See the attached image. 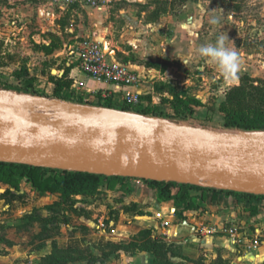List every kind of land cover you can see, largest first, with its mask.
Masks as SVG:
<instances>
[{
    "label": "rangeland",
    "instance_id": "obj_1",
    "mask_svg": "<svg viewBox=\"0 0 264 264\" xmlns=\"http://www.w3.org/2000/svg\"><path fill=\"white\" fill-rule=\"evenodd\" d=\"M135 1L115 0L102 6L106 7V18L102 25L106 28L110 24L111 32L107 36L103 32V37L105 40L113 38L114 45L126 52L118 54L121 63L156 75L155 83L149 86L154 93L145 95L143 102L147 106L146 99L150 97L149 104L160 106L167 113L166 116L104 108L97 105L98 100L93 97L97 88L84 84H74L65 89L61 99L54 95L55 79L62 76L61 70L67 62L72 61L68 47L73 44V32L70 30L74 29V25L70 22L71 13L64 11L60 14L57 7L55 13L60 14L58 18L51 21L37 19V9L44 10L53 0H0V91L9 92L20 99L19 104L14 105L0 102V110L24 112L37 121L59 120L73 117L74 112L67 107L77 105L111 110L164 125L185 124L207 132H246L264 137V131L224 127V117L219 112L226 93L239 85L242 77L253 80L254 86L264 87V0H145L143 5ZM26 6L32 14L24 23ZM84 16L90 23V16L86 13ZM214 17L219 18L218 25L210 24ZM169 22L176 23L179 30L185 33L190 46L185 48L183 54L165 57L161 42L166 38L171 39L175 33L166 29ZM221 32L227 34L241 56V68L235 82H226L218 69L207 64L203 58L184 63L185 58L194 55L199 46L214 44ZM105 45H108L107 40ZM104 50L107 52V46ZM20 70H24V81L33 79L26 92L17 91L22 85L14 73ZM170 77L175 79L168 83ZM87 81L91 85L94 83L88 78ZM165 85L201 102V110L196 112L193 120L174 117L170 106L161 103L162 97L171 98ZM156 87L162 88L161 91H156ZM78 99L82 102L78 103ZM113 103L121 106L123 96L115 95ZM46 166L51 167L49 163ZM206 182L198 179L196 183ZM106 190L103 187L92 195L63 197L38 194L30 187L13 188L0 184V254H6L5 250L9 249L18 255L22 253L14 264H45L42 255L52 251L53 239L63 242V247L69 243L73 245L80 236L98 235L95 229L98 220H103L106 226L112 220L116 223L127 221L121 217V210L129 217L132 214L146 216L136 205H125L115 188L109 189V192ZM120 201L123 204L118 205ZM152 215L149 214V217ZM157 221L163 222L159 218ZM172 222L181 224L179 219ZM135 239L140 240L142 247H150L148 237ZM91 245L97 257H100L102 246ZM156 246L157 260L161 264H169L165 252L167 248L160 243ZM89 247H72L79 250L66 255L64 259H80L76 264L92 261ZM170 249L169 252L175 253L176 248Z\"/></svg>",
    "mask_w": 264,
    "mask_h": 264
},
{
    "label": "water",
    "instance_id": "obj_2",
    "mask_svg": "<svg viewBox=\"0 0 264 264\" xmlns=\"http://www.w3.org/2000/svg\"><path fill=\"white\" fill-rule=\"evenodd\" d=\"M43 15L40 11L39 17ZM18 101L17 96L0 91V102ZM0 162L42 166L51 162L52 168L264 196V137L207 132L185 124L83 117L37 121L24 112L0 110ZM195 178L238 186L214 187L192 181Z\"/></svg>",
    "mask_w": 264,
    "mask_h": 264
},
{
    "label": "crops",
    "instance_id": "obj_3",
    "mask_svg": "<svg viewBox=\"0 0 264 264\" xmlns=\"http://www.w3.org/2000/svg\"><path fill=\"white\" fill-rule=\"evenodd\" d=\"M114 1L115 0H112L110 3ZM135 2H137L138 5H143L146 1L136 0ZM55 7L59 9L60 14H62V12L64 13V11L71 13L70 22L74 25V29L70 30L73 32V44H70L68 49L82 38L92 36L103 43L104 49H106L107 46V59L109 62L121 63L118 54L120 52L126 54V52L114 45L115 41L113 38L106 39L108 45H105L106 40L103 37V32L106 36L111 33L109 31L110 24L106 28L102 25V22L106 18V7L92 8L79 4H74L69 7H60L55 4L53 0L47 7H44V10L41 8L37 9V19L42 18L51 21L58 18L60 14L58 15L55 13ZM40 11L44 12L43 17H39ZM97 11H100V13H97ZM45 13L49 14V17H46ZM84 13L90 16V23L85 20ZM31 14V9L27 6L24 7V23L28 22ZM167 26V30H173L175 33L171 36V39L166 38L161 42L162 52L165 57L183 54L186 51L185 48L190 46L189 39L186 38L183 31L179 30L176 23L169 22ZM71 59L72 61L67 62L64 68H70L68 77L73 80V85L84 84V86L97 88V91L93 93L94 95L98 92H100L102 96L113 95V97L121 94L113 85L94 81L82 74L76 66L75 59ZM128 66L132 69L130 65ZM64 68L61 70L62 74ZM132 70L138 72L144 78L133 90L140 93L142 97L148 94L152 95L154 90L149 86L155 83L156 75H151L145 70ZM165 71L164 74L167 73V71ZM87 78L94 81V83L91 85L87 81ZM172 79L174 80L175 78L170 77L168 83H170ZM152 99H154V96ZM195 110L194 115L188 119L193 120L196 112L201 110V108L199 107ZM123 187H126L127 190L120 188L119 185L113 188L116 189L119 198L124 200L125 205H136L138 209L143 212L142 214L146 216L132 214L131 217H129L121 210V217L127 221L117 223L114 220L109 221L107 226L109 228L105 233L98 232V235L80 236L78 237V241H75L73 245L69 243L67 246L63 247V242L57 239H53V241H55L60 248L78 246L79 249H82L84 246H90L89 249L91 251H89V253L93 256L91 257V264L93 261L94 264L95 262L98 264H156V256L148 250H141L139 248L141 246L140 240L135 239L136 237H140L142 231L149 230L151 232L148 236L149 239L158 241L167 248L166 252L168 254L167 259L169 264H264V198L257 199L241 195H225L224 193H214L212 190H206L205 187H203V189L188 191V197L196 206V209L183 210L181 207L177 208L174 201H160L157 197L156 188H150L146 183L142 181L138 182L137 179L124 180ZM104 188L107 189V192L110 191L109 189H112L108 187ZM214 189L218 190L216 188ZM171 193L172 195H177L181 193V189L179 187H174L171 189ZM118 203H120L118 205L123 204L121 201ZM176 211H181V219L175 215ZM151 213H153V215L149 217ZM158 218L162 221L170 222V234H173V236L170 238L163 236V232L160 229L161 223L157 221ZM173 219L181 220V224L178 225L173 223ZM228 224L239 227L245 234L260 236L262 245L255 252L247 254L238 253L234 251L233 247L224 237L219 235H203L200 233V228L202 226ZM96 226L97 224H95V229ZM93 243L97 244V246H102L100 257H97L98 255L93 251L91 245ZM170 248H176L175 253L169 252L172 250ZM5 252L8 254H0V264H14L15 260L19 256H22V253L18 255L13 251L11 252L9 249H6ZM48 254L42 255V257ZM77 262L78 261H75L69 264H76ZM81 264H88V261Z\"/></svg>",
    "mask_w": 264,
    "mask_h": 264
},
{
    "label": "trees",
    "instance_id": "obj_4",
    "mask_svg": "<svg viewBox=\"0 0 264 264\" xmlns=\"http://www.w3.org/2000/svg\"><path fill=\"white\" fill-rule=\"evenodd\" d=\"M158 17L159 16H157V18ZM69 69L70 68H64L62 76L55 79L54 95L57 98H63L62 92L65 89L71 88L73 85V80L68 77ZM14 76L22 85L17 91L26 92L33 79L29 78L24 81V70H20L19 72L16 71ZM253 82V80L246 76L242 77L239 85L233 87L226 93L225 100L219 107V112L222 113L224 117V127L248 131H264V87H262V85L254 86ZM166 87H168V93L171 98L162 97L161 103L170 106L174 117L182 119L191 118L195 113V109L202 106L200 101L185 97V93L178 92L170 86ZM161 89L162 88L156 87V91H161ZM93 97L98 100L97 105L103 106L104 108L119 109L121 111H135L141 115L151 113L154 116H166L167 114L160 106H151L149 104L150 97H147L146 100L148 101V105L145 106L143 100L146 97L141 96L142 103L136 106V108H132L125 102H123L121 106H116L113 103V95L102 96L101 93L98 92ZM77 102L80 103L82 101L81 99H78ZM126 179L133 178L87 171L66 170L34 164L0 162V184L8 185L13 188H19L21 186L30 187L36 193L42 195L58 194L63 197L87 196L95 194L101 187L113 188L116 185L127 190L126 187H123V181ZM134 179L141 180L150 188H156L157 197L160 201H174L176 207H181L183 210L196 209V206L188 197V191L193 189H203V187L199 185L178 183L176 181ZM174 187H179L181 193L172 195L171 189ZM205 189L212 190L214 193H224L225 195H241L257 199L264 198V196L233 190H215L210 187H205ZM175 215L180 219L182 218L181 211H176ZM150 233L149 230H144L140 233V236L148 237ZM149 241H151L149 242V248L142 246L139 248L141 250L152 252L157 258L158 253L156 251V245L159 242L151 239ZM162 246L165 245L162 244ZM166 251L167 250H165V252ZM71 253H77V250H74L73 248H60L54 241L52 243V251L50 254L43 257V259L46 260L45 264H68L80 260L78 258L65 260V256H68V254L70 255ZM88 264H91V261H88ZM92 264H94V261ZM156 264L161 263L156 259Z\"/></svg>",
    "mask_w": 264,
    "mask_h": 264
},
{
    "label": "built area",
    "instance_id": "obj_5",
    "mask_svg": "<svg viewBox=\"0 0 264 264\" xmlns=\"http://www.w3.org/2000/svg\"><path fill=\"white\" fill-rule=\"evenodd\" d=\"M112 0H54V3L60 7H69L79 4L86 7L99 8L107 5ZM70 58L75 59L78 70L98 82H105L113 85L123 96V102L131 107H136L142 103L141 94L133 90L142 80L143 76L130 69L126 64L118 62H109L108 53L105 52L103 43L92 36L82 38L69 49ZM191 121V120H190ZM138 182L141 180L137 179ZM109 227L102 220L97 222L96 230L105 233ZM163 236L170 238V222L163 221L160 224ZM200 233L203 235H219L224 237L228 243L238 253L255 252L261 245V237L257 235H248L243 233L239 227L228 225L202 226Z\"/></svg>",
    "mask_w": 264,
    "mask_h": 264
},
{
    "label": "clouds",
    "instance_id": "obj_6",
    "mask_svg": "<svg viewBox=\"0 0 264 264\" xmlns=\"http://www.w3.org/2000/svg\"><path fill=\"white\" fill-rule=\"evenodd\" d=\"M209 22L218 25L220 21L218 17H214ZM195 58H203L207 64L217 68L226 82H235L238 79L241 56L224 32L219 34L214 44L199 46L194 55L185 58L184 63L187 64Z\"/></svg>",
    "mask_w": 264,
    "mask_h": 264
},
{
    "label": "bare ground",
    "instance_id": "obj_7",
    "mask_svg": "<svg viewBox=\"0 0 264 264\" xmlns=\"http://www.w3.org/2000/svg\"><path fill=\"white\" fill-rule=\"evenodd\" d=\"M19 102H20V99H19L18 103ZM9 103H16V101L9 102ZM67 109H70L74 112L73 118H78V117L92 118V119H96L99 121L128 120V121H135V122H145V123H149V124H159V123L153 122V121L141 120L139 117L125 116V115L118 114V113L111 111V110L94 108V107H82V106L75 105L71 108L67 107ZM112 131L116 132V133H121V131L118 129H113ZM49 164H52V163L50 162ZM197 180L198 179L195 178L192 181H197ZM204 180H207L206 183L208 185H218L221 187H229V188L238 186L235 184H231L229 182L220 181V180H216V179H204Z\"/></svg>",
    "mask_w": 264,
    "mask_h": 264
}]
</instances>
